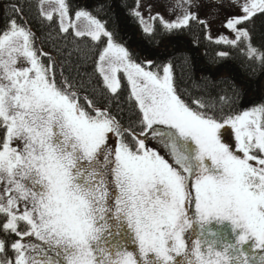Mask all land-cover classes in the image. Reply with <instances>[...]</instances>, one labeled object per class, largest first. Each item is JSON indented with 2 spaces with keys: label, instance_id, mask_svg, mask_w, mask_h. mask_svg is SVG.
<instances>
[{
  "label": "snow or ice",
  "instance_id": "snow-or-ice-1",
  "mask_svg": "<svg viewBox=\"0 0 264 264\" xmlns=\"http://www.w3.org/2000/svg\"><path fill=\"white\" fill-rule=\"evenodd\" d=\"M227 6L232 38L216 43L264 71L252 27L264 0ZM35 7L58 34L87 41L94 69L75 68L77 88L26 22L0 29V264H264V104L234 112L231 97L182 91L171 61H138L93 12L68 0ZM141 7L131 14L149 36L209 27L197 0H171L167 17L145 5L147 20ZM105 94L126 96L134 120L98 102Z\"/></svg>",
  "mask_w": 264,
  "mask_h": 264
},
{
  "label": "trees",
  "instance_id": "trees-1",
  "mask_svg": "<svg viewBox=\"0 0 264 264\" xmlns=\"http://www.w3.org/2000/svg\"><path fill=\"white\" fill-rule=\"evenodd\" d=\"M35 3L36 0H0V29L6 27L9 17L17 18L18 22H26L34 33L35 47L46 51L63 66L65 75L73 78L74 86L80 88L81 82L75 68L78 66L81 73L91 74L95 50L87 41L77 45L71 36L65 38L58 34L55 26H50L39 17ZM68 3L73 10L87 9L106 20L116 41L127 47L138 61H171L175 66L177 84L182 91L191 94L204 92L211 98L210 102L216 101L221 95L231 97L230 109L234 112L264 104V71L258 69L253 75L248 61L239 51L208 39L202 25L193 22L190 29L173 36L161 35L160 32L149 36L131 14L136 0H68ZM13 4L23 9V17L14 14L11 8ZM252 27L254 42L259 46L264 43V18H257ZM77 47L87 55L82 57L76 51ZM220 51H229L230 56L222 59L218 56ZM69 65L72 66L71 71L68 70ZM84 80L90 95L100 91L96 77H92L91 84L87 83L88 76ZM98 102L110 107L112 113L122 119L125 125L135 118L126 96L110 98L105 94L104 99Z\"/></svg>",
  "mask_w": 264,
  "mask_h": 264
},
{
  "label": "rangeland",
  "instance_id": "rangeland-1",
  "mask_svg": "<svg viewBox=\"0 0 264 264\" xmlns=\"http://www.w3.org/2000/svg\"><path fill=\"white\" fill-rule=\"evenodd\" d=\"M230 0H197L199 4L198 9H193V11H198L199 16L202 20L207 21L209 27L206 29L207 36L212 37L211 41L216 42L220 36H226L231 39L230 30L224 27L226 18L229 16L232 11L227 5ZM141 11L144 14L145 19H148V9L144 7L145 5L151 4V13L154 15L159 12L165 17L168 16V7L171 3V0H140ZM142 26V25H141ZM143 27V26H142ZM32 30V29H31ZM33 32V31H32ZM209 39V38H208ZM223 44V43H222ZM226 140L231 143L234 140V137L229 133L226 135ZM211 227H219L228 229L227 225H216L213 223ZM229 235L231 236L230 230Z\"/></svg>",
  "mask_w": 264,
  "mask_h": 264
},
{
  "label": "flooded vegetation",
  "instance_id": "flooded-vegetation-1",
  "mask_svg": "<svg viewBox=\"0 0 264 264\" xmlns=\"http://www.w3.org/2000/svg\"><path fill=\"white\" fill-rule=\"evenodd\" d=\"M214 230H216V229H218L217 227H212ZM219 229H222V230H227V229H225V228H219ZM230 236V235H229Z\"/></svg>",
  "mask_w": 264,
  "mask_h": 264
}]
</instances>
